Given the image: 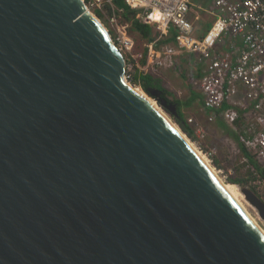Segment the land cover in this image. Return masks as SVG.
Returning <instances> with one entry per match:
<instances>
[{"label": "water", "instance_id": "obj_1", "mask_svg": "<svg viewBox=\"0 0 264 264\" xmlns=\"http://www.w3.org/2000/svg\"><path fill=\"white\" fill-rule=\"evenodd\" d=\"M125 71L84 0H0V264H264V236Z\"/></svg>", "mask_w": 264, "mask_h": 264}, {"label": "built area", "instance_id": "obj_2", "mask_svg": "<svg viewBox=\"0 0 264 264\" xmlns=\"http://www.w3.org/2000/svg\"><path fill=\"white\" fill-rule=\"evenodd\" d=\"M113 1L107 0L122 12ZM122 1L137 12V19L158 33L146 46L143 72L152 74L177 65L180 57L190 61L201 73L199 89L207 120L219 118L233 131L243 124L237 134L239 142L264 166V0H213V23L200 37L195 36L193 19L198 17L191 0ZM172 27L177 33L175 42L156 50L155 44L167 37ZM114 43L121 53L132 49L131 41L120 31ZM128 70L127 64L124 78L133 86ZM187 123L197 128L193 119ZM257 184L263 186L264 178L257 176ZM259 194L264 199V190Z\"/></svg>", "mask_w": 264, "mask_h": 264}, {"label": "rangeland", "instance_id": "obj_3", "mask_svg": "<svg viewBox=\"0 0 264 264\" xmlns=\"http://www.w3.org/2000/svg\"><path fill=\"white\" fill-rule=\"evenodd\" d=\"M85 5L89 12L95 17V11H100L102 18H96L108 31L113 41L117 37V31L122 32L125 38L131 41V51H122V55L124 56L125 60L129 61L128 73L133 76L135 69L139 71L141 70L142 72L143 70L145 71L147 63L146 46L149 42L144 40L138 33L132 32L130 29V24L123 19L121 12L116 11L113 7H111L107 0H90L89 3H85ZM157 36L158 35H156V38ZM165 45L160 44L156 50L161 51ZM183 59L184 57H182V60ZM182 60H180L175 66L166 69H159L157 72L152 74L155 76V78L162 82V85L165 89L173 94V96H170L169 99L175 97L182 103H187L186 101H188L190 97V90L188 87L190 82L188 79L192 75V69H189V67L186 69L187 66ZM133 87L143 92L136 85H133ZM158 107L161 109L160 106ZM161 110L180 130L171 115L166 113V111L163 109ZM183 113L185 115L186 121L190 118L193 119L194 123L197 125L196 129H201L202 131L200 130V132H197L194 127L192 128L194 130V136L196 137L195 140H190L184 133H182L181 130L180 132L201 154L204 155L205 158H207L209 164L215 170L220 179H222V181L225 183H229L228 180L231 177L247 179L248 183L244 188L251 189L255 192V194L257 193L258 196L261 195L262 197V194H259V192L264 190V185L258 186L257 176L254 175V172L252 168H250L249 164L244 162L234 139L229 136V134L226 133L224 129L219 127L218 123L216 122L217 119L214 122H209L207 120L208 113L203 110L202 105L200 107L196 102H193L188 107L183 106ZM240 131L241 130L237 129L236 131L234 130V133L238 134ZM237 190L239 192V189ZM239 194L241 196L240 202L242 206H244L249 215L258 223L261 229L264 230V221L260 219L257 211L245 200L244 196L240 192Z\"/></svg>", "mask_w": 264, "mask_h": 264}, {"label": "trees", "instance_id": "obj_4", "mask_svg": "<svg viewBox=\"0 0 264 264\" xmlns=\"http://www.w3.org/2000/svg\"><path fill=\"white\" fill-rule=\"evenodd\" d=\"M90 0H84V2L87 4ZM115 7L120 9L121 15L123 19L130 24V29L132 32L138 33L144 40L151 42L156 38V35L158 33L152 32L148 27H146L139 19H137V12L134 10H131L129 7H127L122 0H114L113 1ZM95 15L98 18H102V15L99 10L95 11ZM211 25H206V30L209 29ZM177 35L175 29L172 27L169 30V34L167 37H164L155 44V48H157L160 44L165 45L168 43H174L175 42V36ZM129 61H126V65ZM144 63V62H143ZM132 83L133 85H136L139 87L143 92H145L147 95H149L148 90L149 89H157L160 91V98L164 99L167 104H172L175 106V115H171L174 122L178 125L182 133H184L190 140H195L196 137L194 136V130L193 127L189 125L185 119V115L183 113V106H190L193 102H197L198 104L201 103L200 97L196 92L192 90V85H188L190 90V97L187 103H182L179 101V99L173 97L172 99H169L170 96H173V94L165 89L162 85V82L155 78V76L151 73H144L142 71H139L137 69L134 70V74L132 76ZM186 108V107H185ZM216 122L218 123L219 127L224 129L226 133L231 136L234 141L236 142L237 148L239 150V153L243 158H245L250 166L252 168L255 175L264 178V166L258 162L253 155H251L246 148L239 142L238 135L234 133L232 129H230L225 123H223L220 119H217ZM231 132H230V131ZM233 131V132H232ZM247 179H241L238 177H231L229 178L228 182L232 185H236L240 188H244L246 186ZM254 192V191H253ZM255 193V192H254ZM257 195V193H256ZM258 196V195H257ZM262 200H264L261 195L258 196Z\"/></svg>", "mask_w": 264, "mask_h": 264}, {"label": "bare ground", "instance_id": "obj_5", "mask_svg": "<svg viewBox=\"0 0 264 264\" xmlns=\"http://www.w3.org/2000/svg\"><path fill=\"white\" fill-rule=\"evenodd\" d=\"M87 11L89 12L88 9H87ZM131 87L137 94H139L142 98H144L149 103V105L173 127V129L179 134V136L186 143V145L191 149V151L198 157V159L205 165V167L215 177L217 182L225 190V192L229 195V197L234 201V203L248 217V219L256 227V229L264 236V230L261 229V227L258 225V223L249 215V213L244 208V206H242V204L240 202V197H241L240 194H239L240 191L238 192V190H237L238 188L236 186L230 184V183L223 182L222 179H220V177L217 175L215 170L211 167V165L209 164L207 158H205L204 155L201 154L194 147V145L180 132V130L177 128V126L163 113V111L150 98H148L143 92H141L137 88H134L133 86H131Z\"/></svg>", "mask_w": 264, "mask_h": 264}, {"label": "crops", "instance_id": "obj_6", "mask_svg": "<svg viewBox=\"0 0 264 264\" xmlns=\"http://www.w3.org/2000/svg\"><path fill=\"white\" fill-rule=\"evenodd\" d=\"M191 2L193 4V6H194V9L197 10V11H194V14L197 15V17H198L197 18L198 20L193 19V22L195 23V36L200 37V36H202L205 33L206 25L207 24L212 25V23H213V17L210 14V11L212 12L213 9H214L213 6H212L213 0H191ZM180 60H182V57L178 60V63H179ZM185 60H186V58H184L182 61H184V64H186V66H187L186 69L188 67H189V69L190 68L192 69V75L188 79L189 82H190V85H192V89L194 90V92H196L199 96H201L200 89H199V77L201 76V73L199 72V69L197 67H195V66H193L191 64L190 61H189V63H186ZM173 66H175V65H173ZM200 100H201L200 104H198L197 102L196 103L200 107H201V105L203 107V98H202V96L200 97ZM217 119H219V118H217ZM242 125L243 124H241V126ZM241 126L239 124H237L236 125V129H234V130L235 131L237 129L238 130H242Z\"/></svg>", "mask_w": 264, "mask_h": 264}]
</instances>
